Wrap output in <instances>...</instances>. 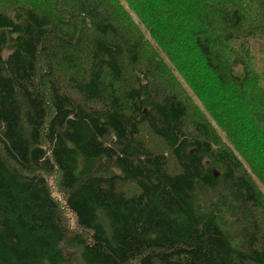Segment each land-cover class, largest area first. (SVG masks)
Returning <instances> with one entry per match:
<instances>
[{
    "label": "trees",
    "instance_id": "1",
    "mask_svg": "<svg viewBox=\"0 0 264 264\" xmlns=\"http://www.w3.org/2000/svg\"><path fill=\"white\" fill-rule=\"evenodd\" d=\"M168 3L0 0V264H264V0Z\"/></svg>",
    "mask_w": 264,
    "mask_h": 264
},
{
    "label": "rangeland",
    "instance_id": "2",
    "mask_svg": "<svg viewBox=\"0 0 264 264\" xmlns=\"http://www.w3.org/2000/svg\"><path fill=\"white\" fill-rule=\"evenodd\" d=\"M159 2L161 3V8H160V10H161V12L162 13H166V12H168L169 11V8L170 7H168L169 6V3H168V0H159ZM134 15V14H133ZM135 16V15H134ZM135 18L137 19V20H139V18H137L136 16H135ZM138 23V22H137ZM139 24L141 25V27H143L144 28V30H145V34H147L148 32H147V30L145 29V27L139 22ZM262 42H263V40H256V39H254V38H251L250 39V43H249V49L251 50V52H252V55H253V57H251V63L253 64V66L255 67V69L257 70V71H261L262 69H263V67H264V63H263V59H262V57L264 56V49L262 48ZM176 74V73H175ZM176 76L178 77V79L181 81V83L184 85L183 87L184 88H186L187 89V91L189 92V93H191L192 95H193V93H195L194 92V89L191 87V85L188 83V85H189V88L192 90V92L190 91V89L188 88V85H187V83L185 82V80H183L178 74H176ZM195 94H197V93H195ZM194 99H195V101H197L198 102V100H197V97H195L194 96ZM147 145H148V147L150 148V149H153L154 147H155V145L154 144H150L149 143V140L147 139ZM66 219L69 221V223H70V225H71V227H73L74 226V224H75V222L72 220V218L70 217V215H66ZM74 228V227H73ZM71 255H73L74 256V254L73 253H71Z\"/></svg>",
    "mask_w": 264,
    "mask_h": 264
}]
</instances>
